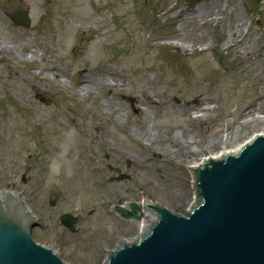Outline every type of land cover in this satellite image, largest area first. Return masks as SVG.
Segmentation results:
<instances>
[{
	"label": "rangeland",
	"instance_id": "obj_1",
	"mask_svg": "<svg viewBox=\"0 0 264 264\" xmlns=\"http://www.w3.org/2000/svg\"><path fill=\"white\" fill-rule=\"evenodd\" d=\"M208 3L0 0V190L21 192L37 217L31 237L64 262L98 264L112 234L132 235V219L109 211L114 201L178 211L190 201L183 165L164 158L169 144L143 139L145 126L199 140L204 124L225 120L224 139L243 111L264 106V0H214L209 9L226 15L216 26L175 17ZM21 10L28 27L7 14ZM238 19L255 42L251 53L223 45L226 21ZM209 96V111L195 109ZM64 212L77 218L74 231L59 221Z\"/></svg>",
	"mask_w": 264,
	"mask_h": 264
},
{
	"label": "water",
	"instance_id": "obj_2",
	"mask_svg": "<svg viewBox=\"0 0 264 264\" xmlns=\"http://www.w3.org/2000/svg\"><path fill=\"white\" fill-rule=\"evenodd\" d=\"M187 1L194 4L199 0ZM248 2L255 7L260 0ZM243 7H248L246 0ZM8 16L15 25L29 26L22 10ZM252 135L256 136L246 144L248 140L238 142L236 149L218 150L183 165L190 198L183 211L147 201L144 211L135 201L129 203L130 209L117 206L123 217L137 221L132 219V235L112 234L98 264L106 257L104 264H264V132L249 134V140ZM201 159L205 163L192 168ZM192 175L196 202L191 207ZM0 191V264H67L52 245L39 244L30 236L36 218L21 194ZM116 205L127 207V203L114 201L109 210L123 218L115 211ZM76 221L69 213L61 216V222L72 231Z\"/></svg>",
	"mask_w": 264,
	"mask_h": 264
},
{
	"label": "bare ground",
	"instance_id": "obj_3",
	"mask_svg": "<svg viewBox=\"0 0 264 264\" xmlns=\"http://www.w3.org/2000/svg\"><path fill=\"white\" fill-rule=\"evenodd\" d=\"M217 2V1H216ZM211 4L214 5V0H211V3L206 4V8H202L201 5H194V8L191 9H184V11L179 10L178 13H176L175 17H179L178 20H181L183 17L191 15V16H197L199 21H202L204 23H207L208 25L211 26H216V25H221L224 22V17L226 16L225 14L218 12V10L214 9V7H211L209 9V5ZM175 4H171L170 7L173 8ZM181 18V19H180ZM240 20H231V21H226V29H225V34H226V41L224 42V46L227 45H232L234 47H239L244 54L251 53L254 51V45L255 42L247 39L246 36H243L246 30V25L245 27L242 25H239ZM244 22V21H243ZM239 25V28H238ZM181 39V38H180ZM175 45H181L184 48H188L191 51H195V48L191 46V44H185L183 42H176V41H171ZM205 45H208L209 42H205ZM211 45V42L209 46ZM4 47V46H3ZM5 47H7L5 45ZM206 46L203 47H197L196 50H203ZM6 49V48H4ZM6 51V50H5ZM35 52V51H33ZM36 53V52H35ZM38 53V52H37ZM46 79H54L52 77L44 76ZM105 81V76L102 78ZM81 83L83 85L82 89H88L90 81L88 79L81 80ZM204 102L203 104H200L197 106L198 111H209V106H205L206 102H210L212 100V96L209 97H204L202 99ZM264 106L262 104H259L257 108L254 111H243L241 113V118L237 120V124L234 126L233 130L227 134H225L224 139H223V129L227 128L228 123L224 120L222 122H218L215 126L213 124H204V136L201 137L198 140V136L196 137V134L192 132H187L183 133L181 136V133L178 135L177 133H171L170 135H159L155 133L156 131H152L149 125L145 126L142 130V137L145 139L147 143H152L155 144L157 142L159 143H164V144H169L167 147H164L161 149V153L164 156V158L170 160H173V164H188L190 162L195 161L194 160V153L197 152L200 153L201 150L204 151L205 156H207L208 152L214 153L218 150H224V149H236L237 148V143L249 140V134L253 133H259V132H264V111L261 110L263 109ZM193 110V109H192ZM261 110V111H260ZM194 119L200 120L202 119L201 116L196 114L194 116ZM251 122L252 124V131L250 133H247L245 130V126L249 125ZM229 141V144H226ZM199 145L197 148H193L192 144ZM231 145V146H230ZM179 150L184 151V156L181 157L180 154H177ZM185 151H188L189 153H186ZM65 155V153H64ZM177 156V157H176ZM59 159H62V156L58 155ZM179 158V159H177ZM179 188V187H178ZM4 190H12L16 194L19 192L15 189H4ZM144 200H139L140 205L145 206V201ZM148 202V201H147ZM31 211V210H30ZM132 221V220H131Z\"/></svg>",
	"mask_w": 264,
	"mask_h": 264
}]
</instances>
